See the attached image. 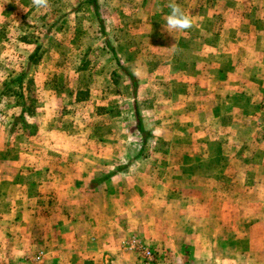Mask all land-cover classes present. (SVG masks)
Listing matches in <instances>:
<instances>
[{
	"label": "rangeland",
	"instance_id": "1",
	"mask_svg": "<svg viewBox=\"0 0 264 264\" xmlns=\"http://www.w3.org/2000/svg\"><path fill=\"white\" fill-rule=\"evenodd\" d=\"M170 2L96 0L97 15L90 0H49L47 11H38L32 0H0V180L10 164L7 177L22 173L16 179L25 189L16 193L43 199L37 222L48 229L39 235L41 249L26 260L41 262L48 254L45 244H52L49 238L85 230V221L99 220L84 216L82 198L117 175L126 185L115 193L107 188V193L113 197L128 191L141 200L117 203L115 223L125 220L127 205L134 208L128 228H113L117 235L111 245L119 259L134 255L139 264H234L250 253L242 196L245 182L264 180V121L257 114L264 108L246 111L257 121L233 124L226 116L219 122L208 115L215 109L197 107L198 101L186 95L197 97L193 88L203 77L193 66L203 44L199 37L221 34L219 29L236 35L246 21L264 20V0H175L193 26L171 33L164 28ZM37 48L36 61L31 60ZM237 111L244 109L238 106ZM244 127L257 138L245 139ZM64 146L68 154L61 153ZM188 153L201 154L193 155L195 165L205 176L220 178L221 185L197 188L191 182L195 165L181 175L178 167L186 165ZM62 167L76 186L55 185ZM5 190L0 188V196ZM259 193L264 185L255 187L253 195ZM188 195L220 196L225 202L200 210ZM228 195L238 200L231 208L233 222ZM152 196L167 201L165 206L156 203V215L148 212ZM68 197L73 198L70 205ZM220 205L224 213L214 211ZM251 214V222L257 221L258 209ZM86 233L71 235L75 244H108L105 227L92 229L89 242ZM252 237L260 242L258 229ZM95 255L101 258L96 250L90 256Z\"/></svg>",
	"mask_w": 264,
	"mask_h": 264
},
{
	"label": "crops",
	"instance_id": "2",
	"mask_svg": "<svg viewBox=\"0 0 264 264\" xmlns=\"http://www.w3.org/2000/svg\"><path fill=\"white\" fill-rule=\"evenodd\" d=\"M227 26L225 27V29ZM242 30L236 28V35L226 34L225 31L214 34L202 35L201 38L202 46L199 45V54L198 64L193 65L196 67L197 75H202L199 79V83L193 88V91L198 90L197 97H190L193 93H187V97L190 100H196L197 107H207L215 110L208 115H211L217 121L224 120V117H231L234 122L237 124H246V121L252 120L255 118L252 113L246 112L250 111L256 107L264 108V20L259 19L257 21L245 22ZM229 30V29H227ZM235 33V32H234ZM186 53L189 51V47L185 46ZM186 72V70H185ZM256 82L255 86L250 84ZM197 83V82H196ZM187 91L192 92V89ZM245 97V98H243ZM197 98V99H196ZM189 105H191L189 103ZM244 109V112L237 114V107ZM203 113H208L202 111ZM264 111L262 109L257 113L260 116V121H264ZM253 121H257V118ZM244 138L247 140L256 139L257 134H252L247 132V127L242 128ZM260 134V133H259ZM258 134V136H259ZM260 138H262L260 136ZM64 149H61V153L68 154V147L64 146ZM246 155L248 148L245 146ZM228 155L225 152L221 153ZM193 155L199 156L201 154H187L186 165L179 166V170L182 172L189 171L188 167H194L195 159ZM245 168L248 165V159H244ZM222 165H217V170L221 169ZM228 168V165H223V168ZM197 170V175L191 177V182H193L197 188L202 187L206 188L212 184L213 186L221 185V179L215 176H205L200 171V164L197 162L195 167ZM5 169V171H4ZM3 169V172L7 175H1L3 178L0 180V188L6 186L5 194L0 196V264H139L138 259L134 255H126L123 258L118 257L117 249L111 245V242L114 241L117 232H115V226L121 227L123 229L129 227V215L131 214L134 208H131L129 205L126 206L125 220L123 222L115 223V214L118 211L117 203L129 204L138 203L141 204L140 196H133L131 192L123 191L121 195L117 196L116 194L110 196L107 193V188H110L115 193L118 188L125 186V178L117 175L111 178L109 181L101 184L97 189L93 190L95 194L89 195L83 199V211H85L84 216H95L99 217V220L85 221L84 229L79 231L66 230V233L63 231V236L56 238H49L52 244H45L47 249L46 259L38 263H33L26 260V256L34 255L38 250L41 249V236L46 234L44 232L48 231L46 227H42L37 220L42 210L41 205L44 204L43 199L37 197H31L25 193H16V190L23 188L25 186L17 182V175L22 174L19 170L14 174L13 178L7 177L8 174L12 171L13 166L7 165ZM234 169V168H233ZM58 174L59 183L55 184L60 187H74L76 186V181L71 179V176L68 173L67 168L62 167L59 170ZM219 177L222 175L217 173ZM177 182V178L173 179ZM70 181L72 182L70 184ZM137 184H138V180ZM253 183L247 185L245 182V193L242 196L243 198V219H244V231L245 235V247L250 249V253H245V256L242 260H234V264H264V193H259L253 195L255 187L264 185V180H258L253 178ZM196 182V183H195ZM172 184V183H171ZM185 185L190 186V183ZM140 186V185H138ZM121 192V191H120ZM59 195L60 192L58 191ZM185 198L189 199L188 201L194 200L197 209L203 210L205 205L208 203L212 204H222L224 203V198L220 196H208L206 199L200 195L195 196H186ZM148 200L151 202L150 210H148L149 215L155 214L157 208L156 203L161 202L167 204L166 199L159 200L149 197ZM240 200V197H239ZM73 198L68 197L65 200L67 205L72 203ZM238 201L234 195H228V216L231 217V222H233L235 212L231 210L232 205ZM254 201V202H253ZM259 203L258 208L256 207ZM81 203V202H79ZM249 203V204H248ZM138 204V205H139ZM247 204V205H246ZM167 206V205H166ZM121 210L122 207H120ZM235 209V208H234ZM259 217H254L253 219L257 220L251 222V213L257 211ZM166 210V209H165ZM198 211V210H197ZM214 211H219L218 213H224L223 209L221 210V205L214 209ZM231 212V213H230ZM234 212V213H233ZM45 213V212H44ZM51 213V212H49ZM113 216L111 219L106 220L102 218L104 215ZM156 215V214H155ZM154 215V216H155ZM165 217H168L169 213L164 214ZM259 219V221H258ZM249 223V225L247 224ZM105 227L108 230L107 236V245H102L101 247L97 244H89V246L80 247L78 244H75L76 237L72 238L71 235L76 233L81 234V232H87L88 242L91 240V230L100 229ZM91 228V230H90ZM259 231L260 233V242L257 244L255 241H252L255 237V232ZM82 235V234H81ZM64 237V238H63ZM247 237V238H246ZM77 243V242H76ZM58 244V245H57ZM233 242H230L228 245L232 246ZM96 250L101 258L92 257L93 251ZM97 254V253H96ZM247 254V255H246ZM91 261L93 263H91ZM233 261V259L231 260ZM229 261V262H231Z\"/></svg>",
	"mask_w": 264,
	"mask_h": 264
},
{
	"label": "clouds",
	"instance_id": "3",
	"mask_svg": "<svg viewBox=\"0 0 264 264\" xmlns=\"http://www.w3.org/2000/svg\"><path fill=\"white\" fill-rule=\"evenodd\" d=\"M33 6L38 11H47L49 7V0H32ZM170 8V13L166 17V23L164 24V28L168 32H172L173 30H187L193 26L192 19L186 15L181 7L175 3V0H171L168 4ZM177 43H175L172 47H175Z\"/></svg>",
	"mask_w": 264,
	"mask_h": 264
},
{
	"label": "trees",
	"instance_id": "4",
	"mask_svg": "<svg viewBox=\"0 0 264 264\" xmlns=\"http://www.w3.org/2000/svg\"><path fill=\"white\" fill-rule=\"evenodd\" d=\"M90 2H92V3H95L96 2V0H90ZM95 10H96V13H97V15H99V7H98V5L95 3ZM108 44V46H109V49L111 50V52L113 53V56L115 57V59L117 58V55H116V51H115V49L111 46V45H109V42H107ZM38 51H39V48H37L36 49V51H35V53L31 56V60H35L36 61V57H37V53H38ZM20 79V81L22 80V77H20L19 78ZM134 80V79H133ZM136 119H137V124H138V127L140 128V131L144 134V133H146L145 132V129H144V127H143V121H142V117H141V114H140V112H139V110L137 109L136 110Z\"/></svg>",
	"mask_w": 264,
	"mask_h": 264
},
{
	"label": "built area",
	"instance_id": "5",
	"mask_svg": "<svg viewBox=\"0 0 264 264\" xmlns=\"http://www.w3.org/2000/svg\"><path fill=\"white\" fill-rule=\"evenodd\" d=\"M146 255H147V257H148L149 259H151L149 254H146Z\"/></svg>",
	"mask_w": 264,
	"mask_h": 264
}]
</instances>
